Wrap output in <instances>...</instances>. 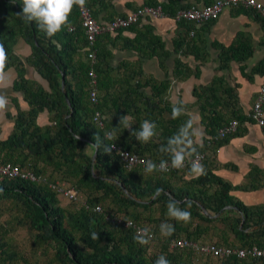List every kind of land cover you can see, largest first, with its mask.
<instances>
[{"label":"trees","instance_id":"1","mask_svg":"<svg viewBox=\"0 0 264 264\" xmlns=\"http://www.w3.org/2000/svg\"><path fill=\"white\" fill-rule=\"evenodd\" d=\"M102 4L103 0H86L85 3L100 24L115 18L113 16L110 20H103L98 17L101 9L98 5ZM175 4L167 2L157 6L146 2V6L159 7L163 18L171 19H175L180 9L186 8L184 6L177 9ZM22 9L23 0H0V43L4 45L7 57L3 70L10 66L16 69L14 88L25 91L24 99L29 104L28 111L18 110L12 132L6 139L0 140V161L31 170L40 180L9 178L0 174V202L11 199L20 204L19 208L23 207L21 210L34 232L35 244L53 247L55 260L61 264H156L158 259L146 257V249L134 239L138 236L134 228L112 220L113 212H95L93 207L98 199L87 198L86 205L74 212L63 208L58 199L63 195L58 189H69V186L65 187L54 181L51 175L56 174L60 176L61 182L69 184L79 194L102 191L99 200L110 198L119 207L141 206L150 209L160 204L157 209L163 212L162 209L172 201L174 210L188 211L190 219L187 222L178 221L169 216L168 207V221L163 225L165 240L162 246L165 248L169 249L172 239L191 240L199 244L215 243L241 249L264 246V207L244 206L230 194L236 187L213 173L212 169L206 168L202 174L178 185L173 179L181 178L178 174L182 175L186 171L168 174L169 177L165 173L153 171L151 173L155 176L145 177L147 175L144 173L148 172L142 167L126 169L118 154L110 149L112 141H120L118 143L123 148L142 158L169 161L172 150L178 147L170 143V140L180 137L184 142H193L195 134L192 124L187 127L191 122L190 116L181 112L177 118H173V107L166 100L171 88L170 80L158 81L151 76H144L139 62L133 65L121 61L115 68L106 66L104 62L113 53L107 44L98 40L100 37H104L112 46L119 43L122 48L135 50L142 57H157L160 65H163L169 53L164 50L161 38L153 34L152 26L142 24L138 27L137 21L126 29L117 30L115 34L105 32L98 35L90 44L81 25L78 5L73 6L68 24L52 37H48L35 20L26 21ZM236 11L254 14L264 24L258 14L246 7L239 6ZM181 22L182 19L178 24ZM123 30H134L135 36L122 37L120 34ZM19 36L32 49L26 61L49 82L50 92L24 77V63L12 49ZM216 45L220 47L222 66L231 60H245L253 52L250 39L244 33H239L228 47ZM82 49L87 53V61L80 60L79 53ZM89 51L94 52V59L88 56ZM204 59L205 56H202L201 60ZM91 69L98 78L97 103L89 98L92 85L88 72ZM253 71L264 76V61L254 67ZM194 73L199 74L197 67ZM173 74L176 79L184 80L192 71L176 60ZM147 88L151 89V95L145 92ZM193 92L199 104L200 124L208 137L203 138L202 147L192 143L189 156L196 152L203 153L211 143L218 147L239 133L237 129L224 139L213 140L218 128L224 123L232 119L239 123L244 120L254 123L242 114L237 103V91L228 86L223 77L215 76L208 85L195 86ZM43 110L52 114L50 120L54 122V126L42 127L36 124V117ZM95 110L102 114L105 123L103 128L92 120ZM101 110L110 111L115 118L106 120V115ZM128 114H131L133 121H130V128H125L120 124V119ZM144 120L156 124V134L148 143H142L134 134L141 130ZM113 125L116 131L121 128L123 133L107 139L105 131L113 128ZM185 129L187 135L183 134ZM86 146L91 149V154L85 150ZM48 168L51 170L50 179L43 178ZM187 170L193 172L192 168ZM249 188L258 187H244ZM232 208L238 210L239 215H234ZM131 217L135 224L146 228L137 222L140 221L138 215ZM217 223H221L223 227L209 234L216 229ZM170 228L174 231L167 234ZM208 237L212 240L216 237V240L208 241ZM1 239L0 236L1 254L6 259H13V253L7 254L2 249L4 242ZM195 253L213 257L189 247L172 249L165 258L168 264H189L190 254ZM213 258L219 260L217 264H264V260L251 256L244 259L235 255Z\"/></svg>","mask_w":264,"mask_h":264},{"label":"crops","instance_id":"2","mask_svg":"<svg viewBox=\"0 0 264 264\" xmlns=\"http://www.w3.org/2000/svg\"><path fill=\"white\" fill-rule=\"evenodd\" d=\"M211 1L213 0H103V4L98 5L101 8L98 17L110 20L113 16L126 15L142 7L146 2L157 6L175 2L174 7L178 9L194 3L204 4ZM257 1L264 5V0ZM237 8L239 7L226 8L216 20L200 26H194L184 19L178 24L171 18H140L137 22L138 27L142 24L152 26L153 34L161 38L164 50L169 53L163 65H160L157 57L145 58L135 50L120 47L119 43L112 46L104 37L98 39L103 44H107L113 53L112 57L104 61L106 66L115 68L121 61H127L133 65L139 62L144 76H151L158 81H171L166 100L171 107H180L183 114L190 116L192 131L195 134L193 142L186 141L176 148L184 149L185 158L189 156L192 143L201 146L203 138L208 137L200 124L199 104L193 92L195 86L208 85L215 76L223 77L225 83L237 91V103L242 114L247 116L264 81L263 75L253 71L254 67L264 61V24L256 19L254 14L237 12ZM239 33H244L247 39H250L253 47L252 54L245 60H231L227 65L222 66L219 56L220 47L216 44L228 47ZM120 35L133 38L135 32L123 30ZM176 47L177 51H175ZM12 49L24 63V77L50 92L49 82L26 61L32 49L22 36L17 38ZM79 54L80 60H88L84 49ZM202 56H205L204 60H201ZM176 60L192 71L188 78L184 80L175 78L173 70ZM196 67L198 75L194 73ZM122 70L123 68L120 72ZM178 70L180 71L181 68ZM16 76V69L10 66L3 70L2 78H0V96L5 97L8 102L5 109L0 110V140L6 139L12 132L18 110H29V104L24 99L25 91L14 88ZM145 91L148 95L152 93L150 88ZM51 116L52 114L47 110L40 111L36 117V124L42 127L52 125ZM238 130L237 135L230 137L227 142L218 147H214L212 143L209 144L204 151L206 157L201 166L203 170L212 169L213 173L232 183L236 188H233L230 194L240 200L244 206L264 207V126L244 120L239 123ZM197 175L199 174L187 170L175 182L178 185L185 184ZM245 186L258 188L244 189ZM233 210L234 215L239 214L238 210Z\"/></svg>","mask_w":264,"mask_h":264},{"label":"built area","instance_id":"3","mask_svg":"<svg viewBox=\"0 0 264 264\" xmlns=\"http://www.w3.org/2000/svg\"><path fill=\"white\" fill-rule=\"evenodd\" d=\"M243 6L246 7L256 14L259 15L261 19L264 20V5L257 0H213L207 4H192L190 7L181 9L175 16L176 21H180L181 19H186L193 22L194 26H200L208 21H213L217 19L220 14L226 8H235ZM79 15L81 19V25L86 34V38L88 42L91 44L98 35H102L105 32H111L112 34L117 33L119 29H126L131 24L139 21L140 18H158L161 17V10L159 7H151L143 5L142 7L128 12L126 15L118 16L113 18L110 22H103L102 24L98 23V21L91 15L89 7L84 5L81 7L78 5ZM88 56L91 59L95 58L94 52L89 51ZM93 61V60H92ZM88 75L91 78L92 90L90 92L91 96H89L90 101L97 103V96L99 94L98 90V78L96 74L91 69L88 72ZM264 81L260 86L258 91V96L254 101L249 114L247 115L254 123L259 126H264ZM93 122L100 128H103L105 123L102 117V114L99 110H95L92 116ZM239 126V122L236 119H232L226 123H224L217 130V134L213 137V140L224 139L232 134H234ZM112 131H105V137L107 139L112 138ZM109 147L112 151L116 152L124 164L126 169H131L134 166H140L143 170L146 168V164L148 161L145 158H142L139 154L132 152L126 148H123L118 142L112 141L109 144ZM205 155L201 152H196L185 158L184 167L182 168H173L171 164V160H167V171H160L159 166L161 161H152L157 165L158 172H162L165 174H171L175 172L187 171L188 168H192V164L198 162L200 165L204 160ZM0 174L4 177L9 178H22L28 180H40L38 176L35 175L31 170H26L21 168L17 164H12L9 162H1L0 161ZM52 188H56V186H52ZM60 194L63 195L68 201L76 200L79 197V192L74 188L69 189H58ZM95 212H101L100 206L95 205L93 207ZM108 218V215L106 216ZM113 220V218H112ZM125 227L131 226L134 228L137 235L144 239H152L153 235L151 232L146 230L145 228L140 227V225L135 224L131 220H126L122 222ZM169 247L171 249H182V248H192L195 251H198L201 254H211L213 257L218 258H227L230 255H235L237 258L244 259L247 256H251L252 258H259L264 260V246L257 248L252 247L251 249H241V248H232L219 246L215 243H207V244H199L195 241H187L184 239H172L170 240Z\"/></svg>","mask_w":264,"mask_h":264},{"label":"rangeland","instance_id":"4","mask_svg":"<svg viewBox=\"0 0 264 264\" xmlns=\"http://www.w3.org/2000/svg\"><path fill=\"white\" fill-rule=\"evenodd\" d=\"M145 78V77H144ZM117 90V89H116ZM146 92V91H145ZM168 97V94H167ZM106 115V120H113L115 115H111L110 111L101 110ZM130 117V121H133L131 114L126 115ZM54 126V124L49 125ZM113 135H122V129L118 128L117 131L113 128L110 129ZM159 132H157L158 134ZM119 142V141H118ZM120 144V143H119ZM121 145V144H120ZM201 145L200 147H202ZM85 150L88 153H92L91 149L86 146ZM204 153V152H203ZM206 157V153H204ZM144 156V155H143ZM146 156V155H145ZM205 160V158H204ZM204 160L202 161L201 165L203 164ZM50 168L47 169V173L43 175V178L50 179ZM145 177H152L155 176L154 174L144 173ZM167 177L168 174H165ZM54 181H58L60 184L64 185L65 187L69 186V184L63 183L60 181V176L56 174L51 175ZM178 176H182L178 174ZM175 180H177L175 178ZM173 179V182H175ZM94 198L98 199L95 200L96 205L100 206V211H111L113 212L114 216L112 217L117 222L122 223L126 220H131V215H138L140 217L139 222L141 225L145 226L146 230L152 233V239H148L146 244H142L143 247L146 249V257L147 258H159L160 256L166 257V254L172 251L169 247L165 248L162 246L165 234V229L163 225H166L168 221V207H164L163 212L157 207L160 204L154 205L151 208L155 209H145L141 206H118L116 202L111 200L110 198H106L105 200H99L102 197V191H94L91 194L89 193H81L77 200L70 202L63 197H58L60 205L68 211L74 212L79 210L80 207H84L86 205L87 198ZM19 203L11 199L2 200L0 202V236L2 237V242H4V246L2 249L6 251L7 254H14L13 259H6L0 252V264H61L57 260H55V249L51 246H45L35 244L34 240V232L30 229L29 225L27 224V219L24 216L21 208H23ZM213 215V214H212ZM239 215V214H238ZM170 216V215H169ZM203 224V223H202ZM221 223L216 224V229L210 231L209 234H213L216 232L218 228H222ZM230 232V231H228ZM155 233V234H154ZM157 235V237H156ZM233 238V235L231 234ZM216 237H213V240L208 237V241H215ZM81 244V241H79ZM141 244V243H140ZM1 251V250H0ZM187 261V260H186ZM184 261V262H186ZM219 262L218 259L213 257H207L205 255H199L197 253L190 254L189 257V264H217Z\"/></svg>","mask_w":264,"mask_h":264},{"label":"clouds","instance_id":"5","mask_svg":"<svg viewBox=\"0 0 264 264\" xmlns=\"http://www.w3.org/2000/svg\"><path fill=\"white\" fill-rule=\"evenodd\" d=\"M85 3L86 0H23L22 15L24 16L25 20L28 22H32L35 20L38 23L41 30L45 31L48 37H52L57 32H59L62 29V27L68 24V17L71 14L73 6L80 5L81 7H83ZM190 5L187 6L186 8L190 7ZM53 43H55V41H53ZM6 58L7 57H6V51L4 45L0 43V78H2V72L6 64ZM7 103L8 102L6 98L0 96V110L5 109ZM172 114H173V118H177L181 114V109L174 107ZM120 124H123L125 128H130V117L122 116L120 119ZM187 127H191V122H189ZM140 128L141 130L135 132L134 134L136 138L140 140L142 143H148L152 139V137L156 134L154 131V129L156 128V124L150 122L149 120H144ZM183 134L187 135L186 129L184 130ZM170 143L179 146L183 144L184 141L180 137H176L174 140H170ZM108 151H110V149H108ZM184 163H185L184 149L183 148H179L178 150L173 149L172 157H171L172 167L179 169L184 167ZM146 165L147 166L145 168V171L148 173L157 170V165L152 161H148ZM159 170L160 171L168 170L166 161H161ZM192 171L197 174H202L203 167L198 162H196L192 164ZM168 207H169V215L175 218L176 220L187 222L190 219V213L188 211L174 210L172 201L169 202ZM172 231H174V229L170 228L167 234H171ZM134 239H136L141 244H146L148 242L146 239L140 237L139 235L136 236ZM156 264H168V261L164 256H160L156 260Z\"/></svg>","mask_w":264,"mask_h":264},{"label":"water","instance_id":"6","mask_svg":"<svg viewBox=\"0 0 264 264\" xmlns=\"http://www.w3.org/2000/svg\"><path fill=\"white\" fill-rule=\"evenodd\" d=\"M63 79V78H62ZM64 80V79H63ZM94 156H95V152H94Z\"/></svg>","mask_w":264,"mask_h":264}]
</instances>
